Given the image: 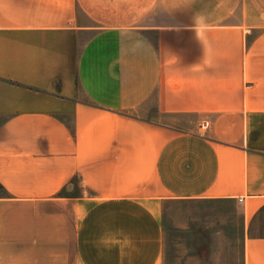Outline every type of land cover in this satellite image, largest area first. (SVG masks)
Wrapping results in <instances>:
<instances>
[{
	"label": "crops",
	"instance_id": "1",
	"mask_svg": "<svg viewBox=\"0 0 264 264\" xmlns=\"http://www.w3.org/2000/svg\"><path fill=\"white\" fill-rule=\"evenodd\" d=\"M171 202L264 264V0H0V264H166Z\"/></svg>",
	"mask_w": 264,
	"mask_h": 264
},
{
	"label": "rangeland",
	"instance_id": "2",
	"mask_svg": "<svg viewBox=\"0 0 264 264\" xmlns=\"http://www.w3.org/2000/svg\"><path fill=\"white\" fill-rule=\"evenodd\" d=\"M225 208L171 202L164 211L166 264H243L239 223Z\"/></svg>",
	"mask_w": 264,
	"mask_h": 264
}]
</instances>
